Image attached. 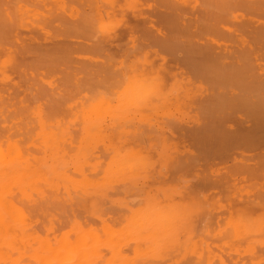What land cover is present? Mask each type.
<instances>
[{
    "label": "bare ground",
    "instance_id": "6f19581e",
    "mask_svg": "<svg viewBox=\"0 0 264 264\" xmlns=\"http://www.w3.org/2000/svg\"><path fill=\"white\" fill-rule=\"evenodd\" d=\"M120 1L0 0V264H163L165 261L176 262L190 256L195 259L194 264H225V262L228 263V260L223 259L226 257L221 252L225 255L235 252L237 255L239 250L254 257L250 260L251 257L244 259L242 256L243 261H249L243 262L239 258L238 261L243 262L242 264H258L264 261V252L260 255L256 254L258 247L264 250V168L261 169L263 173L260 176L262 178L256 177L257 173L260 174L259 170L256 172L258 166L255 172L253 171L255 170L254 166V169L250 168L249 173L251 174L245 178L242 177L239 182L245 181V184H240L239 188L235 186L238 185L236 182L234 186L233 183L231 185V180L226 183L228 185L225 189L229 185L231 187V191L230 188L227 189L228 191L226 190L227 196L220 193L224 190L225 185L221 184L227 182L226 178L223 177L224 180L226 179L225 182L223 181L224 183L219 182L223 178L217 180L221 183L218 185L219 189L222 186L223 190L218 191V188L215 190L217 186L213 187L215 183L211 179L213 178L214 181V177H219L213 176L212 173L215 171L211 172L212 178H208L207 182L204 178L202 179L204 183L197 177L199 172L196 171L197 174L193 172V169L195 171L197 168H193L192 172L187 170L195 177L185 171L187 166H191L193 160L198 159L196 162L199 165L202 164L199 161L202 157L207 159V163L208 160L215 159V157L225 158L226 149L236 148L234 145L247 148L252 143H256V146L264 143V140H259L263 138L261 136H264V73L259 72V64L256 63L259 54L262 55V59L259 58V60H264V0H164L165 2L161 0L163 7L167 1L166 6L170 2L176 9L198 10L195 17L191 14L193 21H191V15L188 17L191 22L195 20L193 28L198 34L200 33L199 38L201 35L204 41L205 39L210 41L206 42L208 49L209 43L210 47L217 45L218 49L220 47L223 50L232 48L229 51V56L234 55L232 57L234 60L230 62H228V58H231L223 53L221 56L212 54L208 56L209 58L201 56L203 59H208L191 62L193 66L198 63L195 66L201 64L204 67L202 69L199 66L200 72L206 71L202 72V75L200 74L202 76L200 78H206L204 74L207 73V77L209 75L216 86L223 88L222 83L225 88L224 94H222L223 89L220 90L221 88L216 89L217 94V91L215 93L213 91L211 101L207 102V100L195 110L191 109L190 101L194 99L200 88L199 84L202 83H197V87L194 86V83L187 86L184 78L187 79L188 76L184 77L182 76L184 73L180 72V75L179 72V74L176 72L181 70L178 68L180 65L176 66L178 70H175L177 68L174 65H170L173 67L172 70H169L168 67L166 70L165 66L167 65H154L152 57L150 58L151 52L147 50H143V52L142 48H139L141 43L133 38H131V42L118 43V45L126 44L120 57H118L119 54L116 58L115 53L112 54L107 50L106 43L114 41L113 38L112 41H107L110 40L107 38L111 35L110 32L117 29L116 33H118L120 28L123 29L121 26L124 27V24L128 23L124 21L127 18L123 17L127 8L132 9L130 12L133 13V9H135L137 16L141 17L140 12L137 13L139 9H136L139 4L138 0H123L121 3ZM157 2L158 7L161 2L159 3V0ZM117 7L119 8L118 13L116 12L117 15L122 12L120 10L126 9L125 12L123 11L124 15H121L123 12L120 14V19L119 15L117 17L115 14ZM143 9L146 8L143 7ZM140 10L142 11L141 8ZM145 11V14H148L147 10ZM185 11H182L184 15L187 14ZM122 18L124 24L121 21ZM187 19L184 20L187 21ZM188 23L184 25L188 26L187 30L191 33L193 29L189 27L191 23L189 25ZM250 24L257 26L253 28L250 27ZM135 25L133 28L137 29ZM142 25L140 26L142 27ZM133 28L130 29L131 31L127 29L129 33L133 34L132 37H134L135 30ZM21 29H26L25 33L28 32L29 35ZM153 30L156 31V29ZM185 30L184 33L187 31ZM129 33L124 36L128 37ZM145 33L154 34L151 31ZM192 33L191 35L194 36ZM113 34L115 35V33ZM168 34L169 32H167ZM172 34L174 35V33ZM225 34L230 36V39L233 35L238 36L242 46H239L240 43L238 45L225 43L226 39L224 41L221 39V35ZM167 35L165 36L167 37ZM69 36L79 37V41L81 39L92 40L89 43L85 42L86 45L83 42L80 44L85 46L77 47L72 45L73 43H69V41L73 42ZM179 36L178 34L177 38L173 37L177 39L175 41H178ZM236 36H233L235 41L237 40ZM141 37L144 38V35ZM166 37L165 42L168 40ZM184 37L186 41L191 39L187 38L188 36ZM124 38L126 39V37ZM145 38L148 39V37ZM149 38H151L150 35ZM233 39L231 42L234 41ZM44 42L45 44H43ZM198 42L195 41V44L197 45ZM40 43L42 44L40 45ZM171 43V46L169 42L167 43L169 48L166 47V49L172 51L179 42H176L174 47ZM187 45L189 43L186 44V47ZM181 46L180 48L183 49ZM188 48L190 49V47ZM166 49H164L165 53ZM202 49L198 52L195 50V53L203 54ZM189 51L192 53L191 50ZM211 51L209 50L210 53ZM74 53H77L79 58H83L86 61L85 64L81 59L79 60L82 65L77 64L74 58L75 61H72L71 56ZM171 56L173 57V55ZM224 56L228 58L225 59ZM155 59L161 60V58ZM72 62L74 63L72 64ZM184 62L182 61V63ZM187 62L188 65H191L190 61ZM182 63H180L181 66ZM165 64H167L166 61ZM183 65L188 66L185 63ZM194 67L191 68H198ZM163 68L170 71L167 72L168 75ZM173 70L180 76V79L176 77L177 74L171 73ZM49 71L50 73L55 72V75L51 76L48 74ZM181 71L183 72V70ZM45 73L49 76L46 77ZM186 74L193 75V73L187 72ZM57 77L59 78L56 79ZM57 80L61 82L58 84ZM53 82L56 84L53 85ZM45 87H49L50 92H47ZM227 88H230L229 93L226 92ZM201 89H203V85ZM219 91L222 93L220 94ZM177 114H181L184 118H190L192 122L194 120L193 124L197 123L196 126L192 124L193 127L195 126L194 128H190L191 124L190 127L188 126L189 128L184 125V128L189 130L191 141L195 142L193 146L195 145L197 148H202V145L208 146L207 148L205 146V149L202 148L203 151L198 150L202 157L199 153L197 154L196 148L195 151L199 158L196 157L193 150L189 151L194 147L190 146L191 149L188 147V153L183 154L182 149L178 151L177 142L172 143V136L170 133L168 135V131H173L170 124ZM227 114H235L238 117L237 121L240 124L237 132H233L232 127L221 126L224 123L216 124V121L219 123L222 118L218 119L219 116ZM183 117L179 120L184 119ZM208 117L211 119L214 117L217 120L213 123V118L212 124H210ZM246 122L249 123L248 126H244ZM175 123L172 125L175 126ZM167 124L171 129H165ZM177 126L175 127L177 128ZM171 134L173 133L171 132ZM168 136H171V140L168 139ZM189 136L187 135V138ZM188 141L190 140L188 139ZM179 152L183 154V158L177 157V155L181 156ZM249 152L251 153V151ZM211 153L216 156L209 158ZM233 154L235 155V153ZM253 154L255 155V153ZM185 155L188 157V161L193 156L196 158L191 159L190 164H184L186 169L181 164L177 168L171 164L174 162L172 160L174 158V160L181 158L187 162ZM178 159L177 163H179ZM204 159L202 158L203 161H205ZM169 161L175 167H170L175 170L174 172H180L182 175L181 171L184 168L183 171L189 175L191 181L200 182L199 185L196 182V185L199 186L198 189L192 188V184L196 185L193 182L190 183L191 190L189 187L187 188L190 192L200 189L201 192L207 193L209 192L208 188L211 191L212 186L215 188L213 195H205L200 192L203 199H199L200 195L198 194V196L194 192L195 195H188L189 192L186 190L184 182L187 185L190 180L183 171V175L189 180L186 181L184 177L182 179L184 182L180 180L183 182V188L180 183L176 186L178 178L180 179L177 172L178 176L175 173L172 175L169 173L170 175L168 174L166 177L172 178L173 176L176 181L174 178L172 180L165 177L164 179L161 177L160 180V172L166 173L164 169L168 168ZM239 161L234 167L239 166ZM261 161L262 159L259 163L263 165L264 161H262L263 163ZM196 162L192 166L197 165ZM159 163L164 166V169L159 167L161 166ZM224 163L219 162L220 165ZM240 163L242 167L244 164ZM156 164H159L157 168ZM234 164L236 165V162ZM228 165L230 166L229 163ZM209 166L211 167L208 165V168H210ZM199 168L201 169V165ZM212 168H214L213 165ZM212 168L208 170L211 171ZM221 168L223 170L224 166ZM247 168H245L246 171L249 169ZM152 170L160 173H156L158 176L154 174L157 176L156 179H154L155 176H150ZM206 170L204 169V171ZM242 170L245 172L244 169ZM242 170L240 169V172ZM230 172H227L228 176ZM165 173L164 176L167 175ZM215 174L217 175V173ZM249 175H255L254 179L261 180L252 182L253 178ZM205 176L207 179L208 175L205 174ZM231 177L228 178L232 179ZM145 179L148 183L152 182L153 184L157 180L161 181L159 184L166 180L170 182L171 187L168 185L169 183L164 184L169 188L156 183L151 188L152 183H150L148 184L151 185L150 189L146 188V192L144 189L145 195L141 198L138 192L133 193V189L139 188L140 180ZM234 179H232L233 182ZM126 182L131 187L119 188V184H127ZM171 183L175 185H171ZM140 184V187L144 185ZM115 187L117 192L114 190ZM119 189H121L120 191L127 189L122 192L125 194L124 198V194L121 193L123 200L120 197ZM192 189L196 191H192ZM110 190L112 191L110 192ZM129 190V196L132 194V199L136 198L134 195H139L135 202L127 196L126 192ZM113 192L119 194L120 201L124 202L125 200V203L130 201L133 205L138 200L139 203L127 209L124 207L126 210L122 209L121 211L120 207H117L118 205L112 204L120 211L111 209L114 212L112 213L109 211L112 205L101 199L106 193L109 196L114 195L111 198L118 201L116 200L119 198L118 195L115 196ZM139 192L141 191L139 190ZM218 192L221 196L217 195L216 197L215 194ZM238 192L241 193L240 196L242 195L245 202L238 194L236 195ZM183 193L187 195H183ZM106 196L105 198L108 199L109 197ZM224 196L225 198L221 199ZM237 196L241 198L242 203L234 200ZM225 201L229 202L228 204L231 203L233 207L225 210L223 208L226 206L224 205ZM104 202H108V204L106 203L105 206ZM104 207H110L107 209L108 213ZM216 208H222L224 211L218 213V217H213L216 213L211 216V212ZM76 209L78 213L82 209L81 214H77ZM195 232H197L196 239L192 236ZM210 235L216 237L215 244L210 242ZM218 252L222 255H219ZM232 253L230 254L234 255ZM229 255H226L227 258H231Z\"/></svg>",
    "mask_w": 264,
    "mask_h": 264
},
{
    "label": "rangeland",
    "instance_id": "374dc122",
    "mask_svg": "<svg viewBox=\"0 0 264 264\" xmlns=\"http://www.w3.org/2000/svg\"><path fill=\"white\" fill-rule=\"evenodd\" d=\"M119 1H120V0H118V2H119ZM121 1H123V0H121ZM121 1H120V3H121ZM154 1H155V0H153V1H152V0H138L139 4H138V7H137L136 9H139V10H138V11L136 10V11H137V13L140 12L139 15H140L141 17L137 16V14H136V12H135V9H133L134 13H133L132 11L130 12V10H132V9H130V8H127V11H126L125 8H124L125 10H120V12H121V11H122V12H123V11H124V12L126 11V14H127V15H126L124 12H123V14H121V13H122V12H121V13L118 14V15H119V17H118L117 13H118V11H119V10H118L119 8L117 7V8H116L117 10H115V14H116V16L120 19V17H121L120 14H121V15H124V14H125L126 17H125V16H123V17H124V19L127 18V20H124V21H125V22H128V23H126L127 25L124 24L123 18L121 19V21H123V24H124V27L121 26L123 29H121L120 26L118 25V26H119L118 29L120 28V29L118 30V33H116L117 29L112 30V31L110 32L111 35H112L113 33H115V35H114V34H113V36L109 35V37H107V38H108V39L110 38V40H107V41H112V38H113L114 41H113V43H112V42H107L108 44L106 43V45H107L106 48L108 47L107 50H108L110 53H112V54L115 53L116 58H117V56H118L119 54H120V55H119L118 57H120V56L123 54V52H124V50H125V48H126V44H123V45L120 44V45H118V43H128V41H130L131 38H133V39L139 41V43H141V44H140L141 47H139V48H142V49H141L142 51H143V50H144V51L147 50V51H150V52H151V55H152V56H150V58L152 57L151 60H152V63H153L154 65H156V66H161L162 64H163L164 66L167 65V66H165V67H166V68H165L166 70H168V69H169V70H172V69H173V67H170V65H172V66L174 65L175 67H176V66L178 67V66L180 65L178 68H179V69L181 68V70H183V72H182L181 70H178L177 67H176L177 69H175V68H174V69H175V70H178V71H176L177 73H178V72H179V73L181 72L182 74L184 73L182 76H184V77H187V76H188L187 79L184 78V77H181V78H184V80H185L186 83H187V86H189V85H191V84L194 83V86L197 87V86H198L197 83H199V82L202 83V84H199V85H200V86H199L200 88H199V90L197 91V93H196L194 99H192V100L190 101L191 109L194 108V110H195L198 106H200L201 104H204V102H206L207 100H208L207 102L211 101V99H212L211 97L213 96V95H212V94H213L212 92L214 91V93H215V92L217 91L216 89L219 90V88H221V87H218V85L216 86L215 82H213V80L210 78V76L208 75V77H209L210 79L207 77V73L204 74V76L206 75V76H205L206 78H204V77H203V78H200V77H202V76H201V75H202L201 73H202V72H206L205 70H204V71L202 70V72H200V70H201L200 68L203 69L204 67H203L201 64L199 65V66H201L200 68H199V66H195V65L198 64V63H197V64H195L194 66H195V67H198V68H197V69H193V68H191V67H194V66H193V63L191 64V62H194L195 60H196V61H202V59H203L202 57H208V56H211L212 54H213V55L220 54V56H221L222 53H223V55L225 54V55H227L228 57L231 58V59H229L227 56H224L225 59H226V57H227V58H228V62H230L231 60H234V59H232V57H234V55L231 54V55L229 56V54H230L229 51L232 50V48L230 47V48L227 49V50H223V48L220 47V48L218 49L217 45H215L216 47H214V46H211V47H210V43H209V49H208V45H207L208 43L206 44V42H210V41H207V39H205V41H204L203 38H202L201 35H200V38L202 39V40H201V39L199 38V34H200V33L198 34V32H196V30L193 28V26L195 27V24H194V23H195V20H194V22H191V21H193V20H192V19H193V16H192V15H194V17H195V14H196V12H198V10L196 11V9H191V8H182V9H178V8H177V9H176V7L173 6V4H171L170 2H168L169 4H167V6H166L167 1H166V3H164V5L166 6V8H165V6H164V7L161 6V4L163 5L162 2H165L164 0H163L162 2H161V0H159V3H160V2H161V3H160V6L157 7V5H159V4H157V3H158L157 0H156L155 2H154ZM153 2H154V3H153ZM155 3H156V4H155ZM147 5H148V6H147ZM168 5H170L169 8H167ZM171 5H172V6H171ZM143 7L146 8L145 10H147V13H148V14H145L146 11L143 9ZM160 7H163V8L161 9ZM140 8L142 9V11L140 10ZM159 8H160V10H159ZM172 8H173V10H176V11H173ZM174 8H175V9H174ZM122 9H123V8H122ZM128 9H129V11H128ZM152 9H155L156 12H154L155 10H152ZM163 9H164L165 12L163 11ZM165 9H166V10H165ZM169 9H170V10H169ZM158 10H159L160 12H159ZM161 10L163 11L162 14H161V12H162ZM177 10H179V11L177 12ZM181 10H182V11H183V10H184V11L186 10L185 13H187V14L184 15V12H182ZM190 10H191V11H190ZM148 11H150V12H148ZM192 11H193V13H192ZM194 11H195V13H194ZM116 12H117V13H116ZM151 12H152V13H151ZM153 12H154V13H153ZM173 12H175V13L173 14ZM180 12L184 15V19H185V18H188L187 21L183 19V15H182ZM156 13H157V14H156ZM178 13H179L180 15H179ZM189 13H190V14H189ZM141 14H142L143 16H142ZM154 14H155V15H154ZM164 14H165V15H164ZM191 14H192V15H191ZM128 15H129V16H128ZM133 15H134V16H133ZM151 15H152V17H151ZM156 15H157V16H156ZM158 15H159V16H158ZM173 15H174V16H173ZM190 15H191V16H190ZM136 16H137L138 18H137ZM162 16H163V17H162ZM171 16H172V17H171ZM177 16H178V17L180 16V17H179V20H178V17H177ZM185 16H186V17H185ZM188 16H190L191 21H190V18H189ZM135 17H136V18H135ZM143 17H144V18H143ZM154 17H155V18H154ZM157 17H158V18H157ZM167 17H168V18H167ZM170 17H171V18H170ZM175 17H176V18H175ZM181 17H182V18H181ZM147 18H148V20H147ZM172 18H173V19H172ZM137 19H138V21H137ZM139 19H140V20L142 19L143 22H144V24H143L142 20L140 21ZM144 19H145V20H144ZM149 19H150V20H149ZM167 20H168L169 22H168ZM171 20H172V21H171ZM182 20H183V21H182ZM188 20H189V21H188ZM139 21H140V22H139ZM145 21H146V22H145ZM147 21H148V22H147ZM160 21H161V22H160ZM175 21H176V22H175ZM185 21H186V22H185ZM138 22H139V23H138ZM166 22L169 23V24H167ZM184 22H185V23H188V22L191 23V25H190L189 27H191V28L193 29V30H191V31L194 32V33H192V32H191V33H192L194 36L191 35V33H190L189 30H187V27H188V26L186 27V26L184 25V24H185ZM121 23H122V22H121ZM146 23H148V24L146 25ZM156 23H157V24H156ZM176 23H178V24H176ZM190 23H188V25H189ZM123 24H122V25H123ZM135 24H137V25L139 24V25L137 26V25H135ZM142 24H143V25H142ZM162 24H164V25L162 26ZM179 24H180V25H179ZM181 24H182V25H181ZM193 24H194V25H193ZM120 25H121V24H120ZM125 25H126V27H125ZM134 25L137 27L138 30L135 29V28H133ZM140 25H142V27H141ZM176 25H177V26H176ZM178 25H179V26H178ZM183 25H184L185 27H184ZM251 25H252V24H250V27H253V28H256V26H257L256 24H253L254 26H253V25L251 26ZM143 26H144V27H143ZM147 26H148V27H147ZM172 26H173V27H172ZM174 26H175V27H174ZM181 26H183V27L181 28ZM131 27L133 28V30L135 29L134 32H133V33H134V37H132L133 34H131V32H130V33L128 32V30L132 29ZM138 27L140 28V30H139ZM150 27H151V28H150ZM169 27H170V28H169ZM141 28H142V29H141ZM164 28H165V30L163 31ZM166 28H167L168 30H167ZM171 28H172V29H171ZM174 28H175L176 30H175ZM178 28H179V29H178ZM184 28H185L187 31H186ZM127 29H128V30H127ZM151 29H152V30H153V29H156L157 32H156L155 30L152 31ZM161 29H162V30H161ZM121 30L123 31V33H122ZM133 30H132V31H133ZM143 30H144V31H143ZM166 30H167V31H166ZM184 30H185L186 32H188V33H186V32L184 33ZM21 31H24V33H25L26 29H25V30L21 29ZM27 31H28V29H27ZM114 31H115V32H114ZM119 31H121V33H119ZM130 31H131V30H130ZM135 31H136V32L138 31V32L136 33ZM140 31H141L142 34H141V33L139 34ZM147 31H148L149 33H150V31H151V33H154L155 35H154V34H148V33H145V32H147ZM165 31H166V32H165ZM176 31H177V33H176ZM163 32H164L165 34H162ZM167 32H169L168 35H167ZM182 32H183V33H182ZM24 33L22 32V34H24ZM126 33H127V34L129 33L130 35H128V37H127V35L124 36ZM157 33H158V34H157ZM170 33H171L172 36L170 35ZM172 33H174V35H173ZM175 33H176V36H177V37H178V34L181 36V37L179 36L180 40H179V38H178V41H175V40H177V39L173 38V37H176V36H175ZM180 33H181L182 35L184 34V36H188L187 38H189V39L191 38V39H190V40L187 39V41H186V38H185L184 36H182ZM25 34H28V32H26ZM117 34H119L120 36L117 35ZM186 34H187V35H186ZM28 35H29V34H28ZM143 35H144V38L141 37V36H143ZM145 35H146V36H145ZM149 35H150L151 38H149ZM156 35H157V36H156ZM159 35H160V36H159ZM165 35H167L169 41L167 40V37H166ZM189 35L192 36V37H190ZM72 36H73V35H72ZM114 36H116V37H115L116 40H115ZM136 36H137V37H136ZM153 36H154V37H153ZM164 36L166 37V40H167L166 42H165V40H164V39H165ZM197 36H198V37H197ZM223 36H224L225 38H224ZM233 36H236V35H233ZM233 36L231 37V39H233ZM124 37H126L127 40H126ZM135 37H136V38H135ZM145 37H148L149 40H148L147 38H145ZM161 37H162V38H161ZM177 37H176V38H177ZM183 37H184V38H183ZM222 37H223V38H222ZM229 37H230V36H228L227 34H225V35H221V39H222L223 41H224V39H226V42H225V43L230 44V45H232V44L238 45V44L240 43L239 46H240V47L242 46V42L238 40V36H236V39H237V40L235 41V40L233 39L234 41H232V42H231V39H230ZM69 38H70V39L72 38L71 41H73V42H70V41H69V43H71V44L73 43L72 45H75V46H77V47L85 46V45H86L85 42L89 43V42L92 40V39L89 40V39H87V38L85 37L87 40H85V39H81L82 41H81V40L79 41L78 39H80V38H79V37L76 38V36H75V37H70V36H69ZM81 38H83V37H81ZM140 38H141V40H140ZM154 38H155V39H154ZM198 38H199L200 40H199ZM122 39H123L124 41H123ZM145 39H146V40H145ZM150 39H151V40H150ZM153 39H154V40H153ZM161 39H163V40H161ZM184 39H185V40H184ZM192 39L195 40L196 42L199 41L200 44H199V42H198L197 45H196V44H195V41H193ZM39 40H41V39H39ZM74 40H75V41H74ZM84 40H85V41H84ZM156 40H158L160 43H159L158 41H156ZM222 40H220V41H222ZM121 41H122V42H121ZM151 41H152V43H151ZM162 41H163V42H162ZM174 41H175V42H174ZM181 41H182L183 43H182ZM185 41H186V42H185ZM191 41H192V42H191ZM39 42H41V41H39ZM42 42H43V41H42ZM60 42L62 43V41H60ZM63 42L65 43L64 40H63ZM78 42H79V43H78ZM82 42H83V44L85 43V45H83V44L80 45ZM130 42H131V41H130ZM153 42H154L155 44H157V45H155ZM164 42H165V46H164V44H163ZM168 42H169V45H170V42H172V43H171V44H173L172 47H174V46L176 45V42H179V43H180V44L177 43L178 45L175 46L176 49L173 48L174 53H173V50H172V51H171V49L168 50V48H169V46H168V44H167ZM161 43H162V44H161ZM174 43H175V44H174ZM188 43H189L190 46L187 45V47H186V44H188ZM191 43H192V44H191ZM41 44H42V43H40V45H41ZM43 44H45V42H44ZM153 44H154V45H153ZM166 44H167V45H166ZM184 44H185V47H183ZM202 44H203V49H202ZM46 45H48V43H46ZM110 45H111V47H109ZM143 45H144V46H143ZM180 45H182L181 47H182L183 49L180 48ZM205 45H206V46H205ZM211 45H212V44H211ZM120 46H122V47H121V50H120ZM153 46H156V47L153 48ZM162 46L164 47V49H166V47H168V48L166 49V50H167L166 53L164 52L165 50L163 49ZM170 46H171V45H170ZM177 46H178L179 48H178ZM198 46L200 47L199 49L197 48ZM204 46H205V47H204ZM41 47H42V46H41ZM143 47H144V48H143ZM188 47H190V49H189ZM194 47H195V48H194ZM212 47H213V48H212ZM118 48H119V49H118ZM177 48H178V49H177ZM185 48H186V50L188 49V50H187L188 52L185 50ZM191 48H192V49L194 48L193 51H192ZM206 48H207V50H206ZM214 48H215L216 50H215ZM123 49H124V50H123ZM201 49L203 50L202 52H204L205 54H204V53H203V54L201 53L202 55H201V54L198 55V53H195L196 51L198 52V51H200ZM204 49H205L206 52H207V51L209 52V50H212L213 52H212V51H211V53L209 52V55H208V52L206 53V52L204 51ZM221 49H222V50H221ZM182 50H183V51H182ZM189 50H191L192 53H190ZM195 50H196V51H195ZM255 50H257V49H255ZM137 51H139V50H137ZM144 51H143V52H144ZM157 51H158V52H157ZM162 51H163V53L161 54ZM170 51H171V52H170ZM175 51H177V52H175ZM178 51H179L180 54L178 53ZM185 51H186V52H185ZM257 51H258V50H257ZM109 52H108V54H109ZM118 52H120V53H118ZM193 52L196 54L195 56H194V53H193ZM153 53H154V54H153ZM169 53H170V54H169ZM183 53H184V56H183ZM259 53H261V52L259 51ZM165 54H166V55H165ZM174 54H176V55H174ZM181 54H182V55H181ZM192 54H193V55H192ZM206 54H207V56H205ZM115 55H114V56H115ZM167 55H168V56H167ZM171 55H173V57H172ZM177 55H178V56H177ZM223 55H222V56H223ZM73 56H75V57H73ZM170 56H171V57H170ZM197 56H199V57H197ZM201 56H202V57H201ZM259 56H260V54H259ZM259 56H257V57H258V60H257L256 63H257V65L259 64V65H258L259 68H258V67H257V68H258L259 72L264 73V70H263V69H264V60H261V61H260L259 58L262 59V58H261L262 55H261L260 57H259ZM77 57H78L77 53H76V54L74 53V55L71 56V60L74 58V59L76 60V63H77V64H78V63L80 64L81 61H80L79 59L83 60V58H81V57H80V58H79V57L77 58ZM168 57H169V58H168ZM187 57H188V59H187ZM196 57H197L198 60L196 59ZM224 57H223V58H224ZM263 57H264V55H263ZM155 58H161V60L159 59L160 62H159L158 59H155ZM167 58L170 59V60H168ZM199 58H200V60H199ZM208 58H209V57H208ZM208 58H204L203 60L208 59ZM74 59H73L72 61H75ZM154 59H155L156 61H155ZM186 59H187V60H186ZM263 59H264V58H263ZM171 60H172V61H171ZM185 60H186V61H185ZM165 61H166L167 64H165ZM182 61H183V62L185 61V62H184L185 65H188V62H187V61H190L189 64H191L192 66H191V65H188V66H191V67H190L191 70H189L190 68H188V66L185 67V66L183 65L184 63H182ZM196 61H195V62H196ZM226 61H227V60H226ZM82 62H84V64H85L86 61L83 60ZM156 62H157V63H156ZM163 62H164V63H163ZM186 62H187V63H186ZM73 63H74V62H72V64H73ZM169 63H170V64H169ZM172 63H173V64H172ZM174 63H175V64H174ZM176 63H177V64H176ZM180 63H182V66H181ZM77 64H76V66H78ZM159 64H160V65H159ZM74 65H75V64H74ZM80 65H82V64H80ZM80 65H79V66H80ZM164 66H162V67H164ZM262 66H263V68H262ZM167 67H168V69H167ZM195 67H194V68H195ZM186 68L188 69L187 71L185 70ZM260 68H261V70H260ZM165 69L163 68V70H165ZM199 69H200V70H199ZM166 70H165V71H166ZM175 70L171 71V73L174 72L173 74H177V73H175ZM194 70H195V72H198V73L193 72ZM196 70H197V71H196ZM46 72H47V71H46ZM167 72H170V71H166V74H167ZM186 72H187V73H193V75H192V74H186ZM179 73H178V74H179ZM181 73H180V75H181ZM208 73H209V72H208ZM262 73H261V75H263ZM45 74L47 75V73H45ZM48 74H50L51 76H52V75L54 76V75H55V72L52 71V72L50 73V71H49ZM168 74H169V73H168ZM168 74H167V75H168ZM178 74L176 75V77H179V79H180V76H179ZM185 74H186V76H185ZM200 74H201V75H200ZM196 75H197V76H196ZM48 76H49V75H47L46 77H48ZM191 76H192L193 78H192ZM194 76H195V78H194ZM58 78H59V77H57L56 79H58ZM209 80H210V81H209ZM57 81H58V84L61 82L60 80H57ZM57 81H56V82H57ZM54 82H55V81H54ZM54 82H53V85L56 84V83H54ZM263 82H264V81H263ZM216 83H218V82L216 81ZM218 84H220V83H218ZM46 85H47V84H46ZM202 85H203V89H201V86H202ZM44 86H45V85H44ZM47 86H49V85H47ZM192 86H193V85H192ZM219 86H220V85H219ZM221 86H222L223 88H221L220 90L223 89V93H222V91H219V93H220V94H221V93L224 94V92H225L224 89H225V88H224V86H223L222 83H221ZM49 87H50V86H49ZM49 87H45V88H46L45 90H46L47 92H50V88H49ZM47 88H49V89H47ZM200 89H201V90H200ZM227 89H228V90H227ZM227 89H226V92L229 93V92H230V88H227ZM48 90H49V91H48ZM217 93H218V91L216 92V94H217ZM210 95H211V96H210ZM203 98H204V99H203ZM201 101H202L203 103H202ZM178 115H179V116H178ZM180 115H181V114H177V115H175L176 118H174V121H173V122L171 121L172 124H174V123H175V120H177L176 123H177V122H178V123H177V124L175 123V126H176V125H178V126L180 125L179 128H178V126H177V128H176V127H175L174 125H172V124H170L171 127H172V129L169 128V127H170V125H169V127H168L169 121L167 122L168 124H167V126H166V128H165L166 130L171 129V130L174 131V132L171 131L173 134H171V132L168 131V135H169V133H170V135L172 136V141H173L172 143L177 142V144L179 145V148H178L179 150H178V151H181V149H182L181 152H183V154H184V153H185V154L188 153V149H189L188 147H190V146H191V147H194V148L191 149V147H190L191 150H189V151H192V150H193V151L195 152V154H196V152H197L198 150L203 151V149H205V146H206V148H207L208 146H207V145H204V146L202 145V148H203V149H202V148H197L195 145L193 146V144H195V142H192V141H191L192 138H191V137L189 136V134H188L189 130L187 131V129L184 128V125H185V127H186V126H187V127H188V126L190 127V124H191V127H190V128H194V127L196 126L195 124H197V123L195 122V124H193V123H194V120H193V122H192V120H191L190 118H187V117L184 118L182 115H181V116H180ZM226 116H227V117L229 116L230 118H229V117L227 118ZM181 117H183L185 120H184V119L179 120ZM221 117H222V118H221ZM186 118H187V119H186ZM208 118H209V117H208ZM213 118H214V117H213ZM213 118H212V119H213ZM219 118H221V120H219V123H218V121H216V120H217L216 118H214L213 123H214L215 121L217 122L216 124H220V125H221V123H224V125H221V126L232 127L233 132H237V130H238L237 128H239V124H240V123L237 121V118H238V117H237L235 114H234V115H228V114H227V115H223V116L221 115V116L218 117V119H219ZM232 118H233V119H232ZM209 119H210V120H209L208 122H211L212 119H211V118H209ZM182 120H183V121H182ZM181 121H182L183 123H182ZM232 121H234V122H232ZM185 122H186L187 124H189V125H187ZM235 122H236V123H235ZM237 123H238V124H237ZM182 124H183V127L181 128ZM192 124L195 125V126L193 127ZM210 124H212V122H211ZM236 124H237V125H236ZM201 125L203 126V123H202ZM204 125H205V124H204ZM248 125H249V123L246 122L244 126H248ZM173 126H174V127H173ZM167 127H168V128H167ZM187 127H186V128H187ZM189 127H188V128H189ZM173 128H174V129H173ZM180 128H181V129H180ZM175 129H176V130H175ZM178 129H179V130H178ZM181 132H182V133H181ZM183 132H184V134H183ZM176 133H177V134H176ZM180 133H181V136H180ZM235 134H236V133H235ZM178 135H179V136H178ZM187 135L189 136L188 138H187ZM171 136H168V139H169V140H171ZM177 136H178V137H177ZM182 136H183L184 138H183ZM173 137H174V138H173ZM261 137L264 138V136H261ZM190 138H191V139H190ZM263 138H261V139H259V140H260V141H263V140H264ZM173 139H174V140H173ZM176 139H177V140H176ZM188 139H189L190 141H188ZM257 139H258V138H257ZM259 140H258V141H259ZM180 141H181V142H180ZM183 141H184V143H183ZM189 142L191 143L190 145H189ZM255 142H256V140H255ZM263 142H264V141H263ZM182 143H183V144H182ZM257 143H258V142H257ZM187 144H188V145H187ZM254 144H255V145H254ZM260 144H261V145H260ZM260 144H258V146H256V143H252V144H251L249 147H247V148H245V147H240V146H238V145H234L237 149H236V148H232V150H230L231 148H229V149H228V150H230L229 152H227L228 150L226 149V151L224 152V153H225L224 155H225L226 157H225V158H220V157L218 158V157H217V158L219 159L218 161H217V158L215 157L216 155L211 153V157H209V158H212V156H213V158L215 157V159H210V160H208V163H207V161H206L207 159L205 160L204 157H202V154H200V152L198 151L197 154L199 153V155H201L200 157H202V158L205 160V161H203L202 158L199 159V161H201V163H202V164H200V165H201V169L199 168V167H200L199 163H197V162H198V159H197V160H193V161L191 160V159H196L195 156H193V155H192L193 157H192L191 159H190V158H189V159L193 162V163L191 162L192 164H194V162L197 161V162H196L197 165L195 164L194 166H196V167H194V166H192V164H191V166L189 165L190 167L187 166L189 169H188V168L186 169V166H185L184 164H185V163H186V164H190V160L188 161V157H187L186 155H185V156H186L187 158L185 157V159L187 160V162H186L185 160L181 159V158L184 157V156H182L183 154H181V152H179V153L181 154V156H178V155H177V157H181V158H179V159L177 158L179 163H177V159L174 160V159H175V158H174V159H172L174 162L172 161L173 163H171V162H170L171 160H170V161H169V164L171 163L173 166L175 165L176 168H177V166H178L179 164H181V165H183V167L186 169V170H185L186 172H189V171H187V170H191V172H192V169H193V168H197L195 171H194V169H193V172L198 171L199 173L196 172V174L198 173L197 177L200 178L201 180L204 178V180H205L206 182H207V180H209L208 178H210V177L212 178V176H210V175H212V174H213V176H214V175H215V176H219V177H214V178H215L214 181H213V178L211 179L212 182H214L215 184L218 182V181H217L218 179L223 178V177L226 178V179H227V182H225L226 179L224 180V178H223V180H222V179L219 180V182H221V183L224 181V182H225V183L223 182L224 184H221V183L218 182L217 185H215V184L213 185V183L210 181L211 184L213 185V187H214V186H217V187H216V189H215V188H212V186H211V191H210V189L208 188L209 192H207V191H208L207 189H204L205 186H202V187H204L203 190H207V191H206L207 193H205V192H201L202 190H200V189H199V191H198V190H197V191L195 190L197 187H199V186L196 185V182H197L198 185H199L200 182H198V181H194V180H193V181L190 180L189 175L192 174V176L195 177V175H194L193 173L190 174V172H189V173H188L189 175H188L186 172L183 171L184 168H182V166H181V168L183 169L182 171L188 175L189 178H188L187 176H186V177L190 180V181H189V180H187V179L185 178V176L183 175L184 173H183L182 171H181V174H182L183 176L180 175V172L178 173V172L176 171V172L179 174V177H180V179L177 177L179 181L182 180L183 177L186 179V181H189V182L187 183V185H186V183L182 180V181L184 182V185L186 186V190H188V189H187L188 187H189V189L191 188V184H192V182H193L196 186H194V185L192 184V188H195V187H196V188H195V189H192V191L195 190L196 192H194V191H193V192L196 193L197 195L201 192V194L204 193L205 195L207 194V195H211V196H212V195H213L212 193H213L215 190H217V188H218V191L224 189L223 191H225V192L222 193L223 191H221L220 193L223 194V195L225 194V196H227V195H226V193H227L226 190L230 188L229 190L231 191V187H230V185H229L228 188L225 189V188L227 187V185H228V184L226 185V183H228V182L231 180V181H230V182H231V185H232V183H233V186H234V184H235V182H236L238 185H235V186H237V187H238V186L240 187V184H241V185H242V184H245V183H244L245 181H244V182H243V181H242V182H239V181H241V179H242L243 176H244V178H245V177H247L248 174H251V173H249L250 168H251V170H252V168L254 169V167H255V170H253L254 172H255L256 169L258 168L256 172H258V170H259V173H260V174L257 173V176H256V177L259 176V178H262V176H260V175H262L261 173L264 172V171H263V172L261 171V169L264 168V163L262 162V161H264V151H263V150H264V149H263V148H264V146H263L264 143H260ZM175 145H176V144H175ZM175 145H174V146H175ZM234 146L232 145V147H234ZM259 146H260V147H259ZM261 146H262V148H261ZM195 148H196L197 151H195ZM243 148H244V149H243ZM251 148H252V149H251ZM260 148H261L262 150H261ZM249 149H250V150H249ZM248 150L251 151V153H250ZM178 151H177V152H178ZM186 151H187V152H186ZM243 151H244V152H243ZM245 151H246L247 153H246ZM170 152H171V151H170ZM194 152H193V153H194ZM236 152H238V153H236ZM175 153H176V150H175ZM179 153H178V154H179ZM193 153H192V154H193ZM202 153H203V152H202ZM228 153H229V154H228ZM233 153H235V155H234ZM244 153H245L246 156L243 155ZM253 153H255V155H254ZM189 154H190V153H189ZM189 154H188V155H189ZM197 154H196V155H197ZM209 154H210V153H209ZM232 154H233L234 156H233ZM237 154H239L238 157H237ZM241 154H242V156H240ZM154 155H155V154H154ZM174 155H176V154H174ZM199 155H197L196 157L199 158V157H198ZM155 156H157V155H155ZM204 156H205V155H204ZM232 156H233V157H232ZM249 156H250L251 159L249 158ZM251 156H252V157H251ZM254 156H255V157H254ZM174 157H175V156H174ZM207 157H208V156H207ZM207 157H206V158H207ZM234 157H235V158H234ZM240 157H241V158H240ZM243 157H245V158H243ZM246 157H247V158H246ZM221 159H222L223 161H222ZM236 159H237V160H236ZM256 159H257V160H256ZM261 159H262L261 162L263 163V165H261V163H259ZM179 160H181L182 162L179 161ZM212 160H213V162H212ZM215 160H216V161H215ZM224 160H225V163H224ZM238 160H240L239 163L242 162V164H244L243 166H247L249 169H248L247 167H243V166L241 167V166H240L241 163H240V164L238 163V165H239L238 167H234V166H237V162H238ZM243 160H244V161H243ZM245 160H246V161H249V162H246ZM251 160H252V161H251ZM255 160H256V161H255ZM221 161H222V162H221ZM226 161H227V162L229 161L228 163L230 164L231 167L228 165V163H227ZM250 161H251V162H250ZM254 161H255V162H254ZM175 162H176L177 164H176ZM203 162H204V163H203ZM216 162H218V163H216ZM219 162H220L221 164H222V163H224V164H223V165H220ZM233 162H234V163L236 162V165H235ZM245 162H246V163H245ZM257 162H258V163H257ZM174 163H175V164H174ZM232 163H233L234 165H233ZM250 163H251V164H250ZM159 164H160V163H159ZM159 164H156L155 167L157 168V166H159ZM169 164H167V166H168L169 169H168L167 167H165V168H167V169H164V166H162V165L160 164L161 166H159V167H160V168L163 167V169L166 171V173L164 172L165 175L167 174L166 176H164V173H163V172H160V170H159L160 168H159L158 170H159V172L161 173V175H159L160 180H161V177H162V179H164V177L166 178V177L168 176L169 173H170L171 175H172V173H173V174L175 173V174L178 176V174H177L176 172H174L175 170H174L173 168H175V167H173L171 164H170V166H169ZM203 164H204V165H203ZM205 164H206V165H205ZM207 164H208V165H211V167L209 166L210 168H212V165H213L214 168H212V170L209 171L210 168H208V165H207ZM216 164H217V165H216ZM231 164H232L233 166H232ZM249 164H250V165H249ZM219 165H220V166H219ZM165 166H166V165H165ZM171 166H172L173 168H170ZM197 166H198V167H197ZM204 166H205V167H204ZM222 166H224L223 170H222V168H221ZM251 166H252V167H251ZM253 166H254V167H253ZM257 166H258V167H257ZM179 167H180V166H179ZM256 167H257V168H256ZM202 168H204L205 170H206V168H207V170H208V169H209V170H208V171L206 170V171H207V172H206V171H204V169H202ZM245 168H247L248 170L246 171ZM213 169H215V170H213ZM216 169H218V170H216ZM219 169H220V170H219ZM229 169H231V170H229ZM240 169H241V170L244 169L245 172H243V170L240 172ZM154 170H155V169H154ZM154 170H152V171H154ZM158 170H157V171H158ZM176 170H177V169H176ZM226 170H228V171H226ZM236 170H237V171H236ZM263 170H264V169H263ZM152 171H150V176H151V177H152V176L154 177L155 175H157L156 173H159V172H155L156 170L154 171V173H151ZM168 171H169V172H168ZM178 171H180V169H178ZM202 171H203V173H202ZM212 171H215V172L211 174ZM229 171H231V172L229 173V176H228V175H227V174H228L227 172H229ZM260 171H261V172H260ZM167 172H168V173H167ZM200 172H201V174H200ZM205 172H206V173H205ZM209 172H210V174H209ZM220 172H221L222 174H221ZM223 172H224V176H223ZM160 173H159V174H160ZM207 173H208V174H207ZM215 173H217V175H216ZM218 173H219V174H218ZM235 173H236V174H235ZM154 174H155V175H154ZM170 174H169V175H170ZM186 174H185V175H186ZM199 174L201 175V177L199 176ZM203 174H204V175H203ZM205 174L208 175L207 179L205 178V177H206ZM237 174H238V175H237ZM252 174H253V173H252ZM255 175H256V173H255ZM255 175H252V176L249 175L250 177L253 178V179H251L252 182H253V181H259V180H261V179L256 180L257 178L254 179V176H255ZM157 176H158V175H157ZM157 176H155L154 179H156ZM174 176H175V175H174ZM204 176H205V177H204ZM225 176H228V177H231V176H232L231 178H232V179L235 178V179H234L235 181L233 182L232 179H230V178H228V177H225ZM181 177H182V178H181ZM197 177H196V178H197ZM238 177H239V178H238ZM168 178L170 179L171 177H168ZM168 178H166V179H168ZM172 178H174V181H176V178H175V177L172 176ZM172 178H171V179H172ZM191 178H192V177H191ZM237 178H238V179H237ZM244 178H243V179H244ZM149 179H150V178H148V180H149ZM154 179L151 178V180H154ZM185 179H184V180H185ZM192 179H193V178H192ZM248 179H249V178H248ZM160 180H159V181H160ZM172 180H173V179H172ZM172 180H171V181H172ZM196 180H197V179H196ZM201 180H200V181H201ZM142 181H143V182H142ZM149 181H150V180H149ZM155 181H156V180H155ZM159 181L157 180V182H156L159 186H162V185L164 186V184L167 185V183H169L168 185L170 186V182H168V181H166V180H165V181L163 180L164 183L162 182L161 184H159ZM179 181L177 182V184H176V182H175V184H176V186H178V183H180V185H181V187H182L183 182H181V181L179 182ZM215 181H217V182H215ZM153 182H154V181H153ZM160 182H161V181H160ZM201 182L204 183L203 180H202ZM126 183H127V184H125V183L119 184V185H118L119 188L122 187V189H123L124 187H127V188H129V186L131 187V185H130L128 182H126ZM140 183H142V185L144 184L143 186H145V187H144V188H142L143 186L140 187V186H141ZM150 183H152V182H149V183H148V182H147V179H145V180H140V182H139V188H140V189H139V188H136V190L133 189V193L138 192V193L141 195V198H142V196L145 195V192H146V190H147L146 188L149 187V189H150V186H151V185H148V184H150ZM156 183H154V184L152 183L151 188L154 187ZM173 183H174V182H173ZM173 183H171V185H172ZM190 183H191V184H190ZM202 183H201V184H202ZM175 184H173V185H175ZM188 184H189L190 186H189ZM219 184H221V185H223V186L225 185V187L223 188V187L220 185L221 188H223V189H221V188L219 189V186H218ZM146 185H147V186H146ZM153 185H154V186H153ZM158 185H157V186H158ZM184 185H183V186H184ZM204 185H205V184H204ZM118 186H117V190H118ZM159 186H158V187H159ZM164 187H168V186H164ZM170 187H171V186H170ZM172 187H173V186H172ZM202 187H201V189H202ZM208 187H209V186H208ZM239 187H238V188H239ZM168 188H169V187H168ZM182 188H183V187H182ZM144 189H145V192H144ZM197 189H198V188H197ZM212 189H213V191H212ZM214 189H215V190H214ZM114 190H115V192H117V191H116V187H115ZM120 190H121V189H119V193H120V197H121V193L124 192V191H127V189H126V190L124 189V190H122V191H120ZM130 190H131V188H130ZM130 190H129L128 192H126V193H128V195L126 194L127 196H129V192H130ZM139 190H140L141 192H139ZM190 190H191V189H190ZM239 190H240V189H239ZM111 191H112V190H110V192H111ZM227 191H228V190H227ZM110 192H108V194H109ZM115 192H113V194H114ZM147 192H148V191H147ZM188 192H189L188 195H190V194H194L193 192H190L189 190H188ZM142 193H143V194H142ZM186 193H187V192H186ZM186 193H183V195H187ZM229 193H230V192H229ZM108 194H106V193H105V195L103 194L104 197H103V199H101V200L108 201L111 205H112V204H113V205L115 204L114 206L118 205L117 207H118V208L120 207V208H119L120 211H121L122 209L126 210V209L129 208L130 206H133V205H136V204L139 203V202H137L138 200L136 201V204L134 203L133 205L130 203V201H127V200H126V201H127V202H126L127 204L125 203V200H124V202H123L122 200H123V198L125 197V194H124V193H122V194H124L123 198L121 197V199H122L121 201H122L124 204L120 201L119 194L115 193V196L118 195L117 197H119V198H116V200H118V201H115V199H112V198H111V197H113L114 195L109 196ZM110 194H111V193H110ZM214 194H215V193H214ZM227 194H228V193H227ZM237 194H238V196H240L241 193L238 192V193H236V195H237ZM106 195H107V196H106ZM131 195H132V194H131ZM131 195H130L129 197H131ZM179 195H180V194H179ZM194 195H195V194H194ZM197 195H196V197L198 198V196H199L200 194H199L198 196H197ZM217 195H218V197L221 196V195H219V192H218L217 194H215L216 197H217ZM223 195H222V196H223ZM245 195H246V194H245ZM245 195H244V196H245ZM250 195H251V194H250ZM250 195H249V196H250ZM105 196H106V197H109L108 199H110V198H111V199L108 200L107 198H105ZM127 196H126V197H127ZM137 196H139V195H134V197H136V198L132 199V197H133V196H132L130 199L133 200V202H135V200L139 198V197L137 198ZM225 196L222 197V198L220 197V198L223 199V198H225ZM238 196H237V197H238ZM241 196H242V195H241ZM241 196H240V197H241ZM246 196H247V195H246ZM129 197H128V199H129ZM201 197H202V195L199 196V199H200ZM237 197H235L234 200L236 199V202H240V203H242V201H241V198H242V197H241V198L238 197L239 199H238ZM251 197H252V196H251ZM251 197H250V198H251ZM250 198H249V199H250ZM252 198H253V197H252ZM201 199H203V198H201ZM245 199H246V197H245ZM113 200H114V201H113ZM237 200H238V201H237ZM239 200H240V201H239ZM242 200H243V202H245L244 198H242ZM250 200H251V199H250ZM101 202H102V201H101ZM108 202H104V203H105V206H106V203L108 204ZM133 202H132V203H133ZM140 202H141V200H140ZM225 202H226V203H224V205H226V206L223 207V208H225V210H229V209H231V207H233V206H231V205H232L231 203L228 204L229 202H228V203H227V201H225ZM231 202H232V200H231ZM233 202H234V201H233ZM236 202H234V203H236ZM104 203H103V204H104ZM128 203L131 204V205H129ZM240 203H239V204H240ZM110 204H109V205H110ZM239 204H236V205L238 206ZM111 205H110V207H111ZM113 205H112L111 208H110V207H104V209L106 208L105 211L108 213V212L111 211V209H112L113 211H117V212H118V211H119L118 208L113 207ZM119 205H120V206H119ZM227 205H228V206H227ZM236 205H234V206L236 207ZM75 206H76V205H75ZM107 206H108V205H107ZM73 207H74V206H73ZM124 207H125L126 209H125ZM71 208H72V207H71ZM74 208H76V207H74ZM108 208H110L109 211L107 210ZM114 208H115V209H114ZM77 209H80V208H77ZM77 209L75 210V212L77 211ZM116 209H117V210H116ZM216 209H217V210H216ZM216 209H213V210H212V212H211V216H212L214 213H216V214L213 215V217H214V216H217V217H218V215H219L221 212L224 211L222 208H216ZM220 209H221L222 211H221ZM120 211H119V212H120ZM217 211H220V212H217ZM81 212H82V209H81V211H80L79 213L81 214ZM111 212H112V211H111ZM111 212H110V213H111ZM76 213L79 214L78 212H76ZM112 213H114V212H112ZM218 213H219V214H218ZM82 214H83V216H84V213H82ZM83 216H82V217H83ZM84 218H85V217H84ZM84 220H86V218H85ZM199 220H200V219H199ZM198 222L201 223V221H198ZM192 236H194L193 238L196 239V237H197V232L193 233ZM192 236H191V237H192ZM193 238H191V239H193ZM209 240H210V242H211L212 244H215V242H216V237H215L214 235H210V236H209ZM225 251H228V250H225ZM225 251H224V252H225ZM257 252H258V253H256V254L260 255L261 253L263 254L264 250H263V248L258 247ZM221 253L224 254V256L226 257V258H223V259H224V260H225V259L228 260V261H227L228 263L225 262V264H235V263L240 262V261H238L239 258L241 259V261H243V258H244V259H245V258H246V259H247V258L249 259V257H251V256H249L246 252H244V251H242V250H239V253H240V254L237 253V255H236L235 252H233V253L230 252V253H232V254H234V255H231L230 253H228V254L226 253L227 256L230 254V255H231V258H229V257L227 258V256L225 255V253H223V252H221ZM218 254H219V255H222V254H220V252H218ZM230 255H229V256H230ZM242 256H243V258H241ZM254 256H255V255H254ZM252 258H254V257H251L250 260H251ZM226 260H225V261H226ZM194 261H195V259L192 258V257L190 256V257H187V258H182L181 260L176 261V262H172V261L166 262V261H165L163 264H194ZM234 261H235V262H234ZM237 261H238V262H237ZM245 261H247V260H245ZM245 261H243V262H245ZM243 262H242V263H243ZM247 262H249V261H247ZM242 263L240 262L239 264H242ZM258 264H264V261H261V262H259Z\"/></svg>",
    "mask_w": 264,
    "mask_h": 264
}]
</instances>
